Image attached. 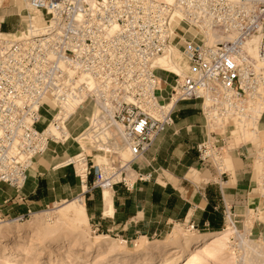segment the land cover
Returning a JSON list of instances; mask_svg holds the SVG:
<instances>
[{
    "label": "built area",
    "instance_id": "built-area-1",
    "mask_svg": "<svg viewBox=\"0 0 264 264\" xmlns=\"http://www.w3.org/2000/svg\"><path fill=\"white\" fill-rule=\"evenodd\" d=\"M22 2L29 10L26 26L40 29L0 30V185L15 195L50 143L70 138L66 125L74 114L66 116L68 105L74 112L88 109L87 125L74 137L80 151L65 164L85 186L92 174L91 186L99 189L121 185L129 191L153 178L156 168L143 171L150 166L145 153L173 124L178 102L197 101L208 127L195 145L201 167L209 160L223 163L226 141L214 130L258 127L264 120V0ZM252 38L256 57L244 46ZM180 41L184 47H177ZM172 47L186 57L189 72L168 85L154 61ZM256 146L264 197V137ZM88 148L102 152L104 161L93 163ZM8 200H0V222L9 214ZM30 214L17 212L11 220Z\"/></svg>",
    "mask_w": 264,
    "mask_h": 264
},
{
    "label": "rangeland",
    "instance_id": "rangeland-1",
    "mask_svg": "<svg viewBox=\"0 0 264 264\" xmlns=\"http://www.w3.org/2000/svg\"><path fill=\"white\" fill-rule=\"evenodd\" d=\"M28 13L29 10L22 0L2 1L0 30L19 33L28 25L26 19ZM199 41V38L194 39L196 44ZM179 46L184 47L185 43L180 41L177 44V47ZM177 47L173 48L174 52L170 55L171 61L178 68L179 73H187L189 72L187 59L177 51ZM164 54L159 57H164ZM177 61L180 62L179 66ZM157 74L166 77L168 85L174 78L173 72L164 69H159ZM163 86L164 84H162ZM55 108V106H51L49 111L52 112V109ZM87 109L88 107L83 110H76L75 114L67 121L66 128L70 133V138L63 142H51L41 157L65 161L80 151L79 144L74 137L87 125L84 118ZM43 115L46 119L45 123H48L51 118L50 115L46 113ZM230 125L226 129L214 130L217 136L226 141L223 149V163L218 165L215 161L209 160L201 169L191 170L187 175L196 182L202 178V180L219 183L222 186H232L233 191L229 192L226 197L224 187L222 188V204L226 208H220L221 210L225 209L221 228L208 230L194 226L190 228V224H174L145 236L143 233L125 236L123 232L106 231L105 228L102 229L93 225L91 221L86 219L80 206L83 204L76 201V196H68L44 204L34 210L26 208L23 212L30 210L31 214L29 218L23 221L14 222L11 220L18 212L15 207L11 206L7 218L0 222V264H149L146 260H141L144 255L138 257L117 255L116 258L111 252H119V249H129L134 252L136 240L141 236L145 237L147 245L156 242H169L174 237L176 229L187 235L216 232L219 241L217 240L210 246L192 244L190 249L183 251V253L179 251L178 262L154 260L150 264H264V197L260 195L258 188L260 164L252 154V151L256 150V144L262 141L264 133L256 132L254 139H252L254 136L244 138L241 135L243 129ZM259 128H264V120L260 122ZM115 141L116 143L120 142L119 139ZM245 145L250 147L251 153L244 161L245 171L249 173V179L245 188L244 186L242 188L237 182L233 157L238 156V150ZM85 151L93 163L104 161L102 152L91 151L89 148ZM191 173L192 175H190ZM226 180L227 183H223ZM5 228L7 231L4 230ZM32 230H35L34 234ZM7 235H11V237H7ZM96 235H105L107 238L99 242L98 245L94 242Z\"/></svg>",
    "mask_w": 264,
    "mask_h": 264
},
{
    "label": "crops",
    "instance_id": "crops-1",
    "mask_svg": "<svg viewBox=\"0 0 264 264\" xmlns=\"http://www.w3.org/2000/svg\"><path fill=\"white\" fill-rule=\"evenodd\" d=\"M167 91L168 87L163 94ZM173 118V124L154 139L145 153L150 166H145L143 171L156 168L153 178L137 182L129 191L121 185L107 191L92 187V174L85 188H81L71 165L59 159L40 157L30 170L20 194L15 195L14 190L2 184L0 200L9 199L7 211L13 206L18 212H23L26 208L34 210L54 200L81 195L83 206H80L86 219L106 231L117 230L125 236L133 233L145 236L174 224L217 230L223 226L224 220L225 209L220 208H226L222 204V188L226 192L225 197L233 188L202 178L196 182L187 176L191 170L202 168L195 145L208 133L199 103L191 100L178 102ZM242 129L244 138H256L258 127L255 123ZM238 151L233 164L237 182L245 188L249 173L245 171L244 161L251 151L247 145Z\"/></svg>",
    "mask_w": 264,
    "mask_h": 264
},
{
    "label": "bare ground",
    "instance_id": "bare-ground-1",
    "mask_svg": "<svg viewBox=\"0 0 264 264\" xmlns=\"http://www.w3.org/2000/svg\"><path fill=\"white\" fill-rule=\"evenodd\" d=\"M163 1L170 2L172 0H163ZM34 25L35 26H38V27H35ZM40 26L41 25H39V24H33V25L30 26V28L27 26V27L24 28V31L23 32L25 34L26 33L30 34L32 32H36L37 30L40 29ZM211 42H209V43H211ZM256 44H257V38H252V39L248 40L245 43V45H244L245 46V49L247 50V53H249V55H251L252 57H256ZM173 48H175V47H172L169 51L165 52L164 57H159L158 56L155 59L154 64H155V66L158 69H164V70L173 72L174 73V76L175 75H181L183 72L182 73H179L178 68L171 61V56L170 55L174 52L173 51ZM47 103L49 105L53 106L51 101H47ZM66 109H67L66 116L70 117V114L71 115L72 114H75L72 105H68ZM256 109H258V107H256ZM48 128L52 132H54V133L57 132L55 129L52 128V125L51 124L49 125ZM84 142L81 141V143H84ZM79 186L81 188H85V185L83 183H80V181H79ZM102 190L103 191H105V190L107 191V190H109V188L105 187ZM75 199L82 203V196H76ZM6 224H7V222H6ZM8 227H9V225H8ZM34 228H35V226H34ZM4 230L7 231L6 228ZM9 231H10V229H9ZM34 231H33V234H34ZM33 234H31V235H33ZM1 236H3V235H1ZM217 236H218V233H216V232L202 233V234H198V235L197 234L196 235L195 234L194 235H192V234L187 235L186 233H181L179 231V229H176V232L174 234V237H172L171 241H169V242L168 241L165 242V243H158V242H156L154 244L147 245L145 237L141 236L138 240H136L134 252H131L129 249L126 250L125 248H124L125 250L119 249L120 250L119 252L118 251L117 252H115V251L114 252H111L110 251V252L112 253V255H115V257L117 255L124 256V257L125 256H130V257L135 256V257H138V256H141V255H144V258H141V260H146L147 263H149V264L152 263L154 260H161V261L162 260H170L171 262H176L178 260V258L180 257V254H178L179 251L180 252L182 251V253H183V251L190 249V247L192 246V244H195V245H197V244L198 245L199 244H204V245L210 246L213 243H215L217 240L219 241V239H218L219 236L218 237ZM7 237H11V235H7ZM222 237H224V236H222ZM105 238H107V236H105V235H102V236L101 235H96L94 242L95 243H98V245H99V242H101ZM74 243H76V242H74ZM85 249H87V247ZM98 258L99 259H102L101 257H98Z\"/></svg>",
    "mask_w": 264,
    "mask_h": 264
}]
</instances>
